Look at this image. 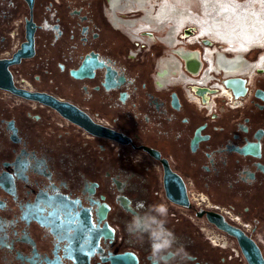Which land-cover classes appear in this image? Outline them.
<instances>
[{
	"label": "flooded vegetation",
	"instance_id": "1",
	"mask_svg": "<svg viewBox=\"0 0 264 264\" xmlns=\"http://www.w3.org/2000/svg\"><path fill=\"white\" fill-rule=\"evenodd\" d=\"M188 1L0 0V264H150L149 244L125 224L141 203L158 201L193 256L187 264H250L237 238L207 219L216 210L171 201L166 167L187 196L192 188L240 213L249 229L223 217L264 259V65H255L264 53L250 62L264 45L246 46L233 27L239 37L230 38L216 10L221 2L236 20L260 4L234 11V1L210 0L211 12L195 0L209 11L201 17ZM133 42L153 44L142 51ZM203 56L220 73L204 72ZM221 56L242 61L225 68ZM210 73L212 90L194 87ZM227 76L245 79V91L235 95ZM8 81L77 106L131 143L88 133L51 105L1 88ZM219 82L235 102L211 98Z\"/></svg>",
	"mask_w": 264,
	"mask_h": 264
},
{
	"label": "water",
	"instance_id": "2",
	"mask_svg": "<svg viewBox=\"0 0 264 264\" xmlns=\"http://www.w3.org/2000/svg\"><path fill=\"white\" fill-rule=\"evenodd\" d=\"M29 55L31 54L25 53L22 50L19 51L18 54H16V56H24V57ZM12 61L15 62L18 60H12ZM244 83H245V79L238 76L230 77L225 81V84L233 89L235 95L242 94L245 91ZM1 88L11 90L16 94L37 99L51 105L65 119L69 120L73 124L79 126L80 128L84 129L85 131H87L88 133L94 136L113 139L121 144L131 143V139L127 137L125 134L116 131L114 129H111L107 126L96 123L84 111H82L77 106L71 103L59 101L58 99L47 93H31V92H26L24 90L16 89L12 81H8L5 84H2ZM146 149L148 151H151L148 148ZM151 153L153 154L152 151ZM169 174H170L169 169L166 167L165 186L168 191L169 198L171 199V201L179 205H182L186 208H190L191 203L187 196L185 185L183 183H180L179 188L178 189L175 188V185L173 186L169 181ZM204 212L205 211H200L198 214L201 216L203 215ZM206 216L207 219L215 226L237 238L250 264H264V259L262 258L258 247L254 244V242L251 240L250 237L244 234L243 231H241L239 228L235 227L234 225L230 224L228 221L225 220L223 215H221L216 211H207Z\"/></svg>",
	"mask_w": 264,
	"mask_h": 264
},
{
	"label": "clouds",
	"instance_id": "3",
	"mask_svg": "<svg viewBox=\"0 0 264 264\" xmlns=\"http://www.w3.org/2000/svg\"><path fill=\"white\" fill-rule=\"evenodd\" d=\"M129 215L125 229L140 242L149 244L150 264H187L192 254L174 230L167 226L168 207L163 201L153 202L146 207L141 203Z\"/></svg>",
	"mask_w": 264,
	"mask_h": 264
},
{
	"label": "bare ground",
	"instance_id": "4",
	"mask_svg": "<svg viewBox=\"0 0 264 264\" xmlns=\"http://www.w3.org/2000/svg\"><path fill=\"white\" fill-rule=\"evenodd\" d=\"M193 1L195 2V0H189L187 2V4H189ZM202 1H203L202 7L205 10H209L212 12V8H213L212 2L210 0H202ZM256 2L258 3V5L260 4V9L255 11L252 9L251 6H248L244 9L240 10V13L237 12L238 17H235L236 20L230 19L229 14L231 13V10H229L228 8H225V10L222 9L221 7H223V6H222L221 2H219V3L217 2V6H216L217 12L220 11V13L221 14L223 13V16H224V17L221 16L222 18H220V20L226 21L227 18L229 19V25L225 26L223 29L230 32L229 33L230 38L235 39V38L239 37L234 33V31H236L237 34L243 36L244 37L243 40H244V43L246 46L247 45L252 46V45H256V44L257 45H260V44L264 45V0H257ZM209 11H204V12L206 13ZM211 16H214V15H211ZM234 23H235V26H234ZM232 27L234 28V31L232 29L230 30V28H232ZM225 34H227V32H225ZM228 40H229V38H228ZM194 59L195 58H193V59L192 58H186V61H187L186 66L190 72L197 74L199 72V69L201 66H199V64L197 62L191 61ZM203 59L206 61V64H207V68L204 70V72H206L207 70H210L211 73L215 72L216 70L212 69V66H211L212 61L209 62L210 60L208 61L207 59H205V56H203ZM236 60H237L236 58H226L225 56H221L219 59V63H220V66H224L225 68H234V67H237L242 61V59L240 57H239L240 62L238 60H237L238 62H236ZM237 63H238V65H237ZM259 64L264 65V54L257 61V63L255 65H259ZM218 73H220V71L219 72L217 71V74ZM224 75L226 76V74H224ZM213 77H215V76L211 74V78L207 82L208 85H209V83L212 82ZM227 77H230V76H227ZM216 85H218V84H216ZM219 86L221 87L220 84H219ZM225 91H227V93H229L228 89ZM225 91L223 90L222 93L225 94Z\"/></svg>",
	"mask_w": 264,
	"mask_h": 264
},
{
	"label": "built area",
	"instance_id": "5",
	"mask_svg": "<svg viewBox=\"0 0 264 264\" xmlns=\"http://www.w3.org/2000/svg\"><path fill=\"white\" fill-rule=\"evenodd\" d=\"M261 73H257L259 75ZM220 83V82H219ZM221 87L219 88V92L217 93H211V98L217 97V99H226L228 103H233L236 101V99L232 96V92L229 91V93H225L222 95L223 91V85L220 83ZM196 88H205V89H211V87L208 85V83L204 84H197L194 86ZM186 93L193 99L195 103H197L200 106H205L206 104H203V100L199 98V96L194 92V90L186 89ZM188 197L192 205L196 206L197 208H208V209H214L216 211H219L223 216H225L228 220H231L234 223H237L241 225V227L245 229H249L251 224L245 220L242 219V216L240 213L235 212L233 209L227 206H220L217 204H212L207 196L199 191H196L195 189L190 188L188 192Z\"/></svg>",
	"mask_w": 264,
	"mask_h": 264
},
{
	"label": "rangeland",
	"instance_id": "6",
	"mask_svg": "<svg viewBox=\"0 0 264 264\" xmlns=\"http://www.w3.org/2000/svg\"><path fill=\"white\" fill-rule=\"evenodd\" d=\"M230 1H234V2H232V3H229L228 4V7H230V8H233L232 6H234V4H236V5H238L237 7H234L233 8V10L234 11H238L239 9H242V8H244V4L248 1V0H230ZM197 3V4H196ZM188 6H190V8L193 10V12H194V14L195 15H197V16H203V14H204V12H203V9H202V7H201V5L198 3V2H191V3H189L188 4ZM189 25H194V24H189ZM194 26H196V25H194ZM197 27V26H196ZM198 29V28H197ZM131 39V38H130ZM214 40V39H213ZM215 41V40H214ZM157 43L158 44H155V46L157 45L158 47H160V46H162L161 48L163 49V50H165L164 49V44L162 43V42H160V41H157ZM217 43H224L222 40H220V39H218L217 40V42H216V44ZM153 44V43H152ZM152 44L151 45H146V44H140V43H135V42H133V46L134 47H137V48H141L142 49V51H146V49H148L149 48V46H152ZM210 49H211V47H210ZM257 49H259L260 50V52L258 53V56L254 59L253 57L255 56V54H257V53H255V52H253V54H251L252 55V57H251V59H253L252 61L250 60V62H252V63H254V62H256L259 58V56L262 54V53H264V46H262V47H255L254 49H252L251 51H253V50H257ZM212 50V49H211ZM214 50V49H213ZM219 50V49H218ZM246 51V50H245ZM250 51V52H251ZM164 52V51H163ZM247 53H248V51H247ZM161 54H163L162 52L161 53H159L158 55L157 54H155L154 55V58H153V60H154V62L156 61V59H157V57H159ZM246 55V54H245ZM256 72H258L257 70L255 71V72H253L252 74H257ZM204 73V72H203ZM213 73H217V71H215V72H213ZM126 152L128 151V149H126L125 150ZM197 221V220H196Z\"/></svg>",
	"mask_w": 264,
	"mask_h": 264
}]
</instances>
